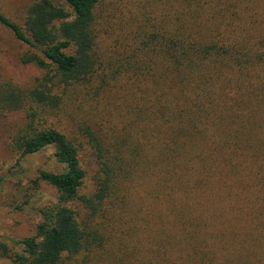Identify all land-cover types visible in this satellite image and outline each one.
Instances as JSON below:
<instances>
[{
    "label": "trees",
    "instance_id": "1",
    "mask_svg": "<svg viewBox=\"0 0 264 264\" xmlns=\"http://www.w3.org/2000/svg\"><path fill=\"white\" fill-rule=\"evenodd\" d=\"M233 1L35 0L23 23L0 11L30 47L20 61L48 70L0 83V112L24 114L10 148L21 161L54 147L64 166L39 171L57 198L5 264H264V53Z\"/></svg>",
    "mask_w": 264,
    "mask_h": 264
},
{
    "label": "rangeland",
    "instance_id": "2",
    "mask_svg": "<svg viewBox=\"0 0 264 264\" xmlns=\"http://www.w3.org/2000/svg\"><path fill=\"white\" fill-rule=\"evenodd\" d=\"M34 1L0 0V11L23 23L26 9ZM233 2H236L235 5L240 9L241 18L247 23L250 20V24L255 26L258 50L264 53V0ZM101 28L105 42L100 45V53L103 54L114 43L113 40L109 41V28ZM29 50L28 45L18 40L9 29L0 24V83L10 82L21 88H29L36 84L38 78L47 74V69L39 68L35 64H23L20 61V56ZM261 97L252 99V104L258 102L264 104V98ZM4 114L0 112V264L9 262L13 253L20 249L15 245L17 239L35 234L37 223L42 219L41 207L54 202L57 198L58 193L54 187L46 182L41 181L38 184L34 182L39 171L64 170V166L56 161L55 149L51 146L18 161V155L11 150L9 140L11 134L24 124V114L20 112ZM51 119L56 126L68 133H74L73 127L67 124V121H61V117ZM78 135L83 142L81 161L87 171L84 190L90 192L94 188L93 176L98 164L87 139L80 132ZM2 244L8 247L10 253L4 252Z\"/></svg>",
    "mask_w": 264,
    "mask_h": 264
}]
</instances>
